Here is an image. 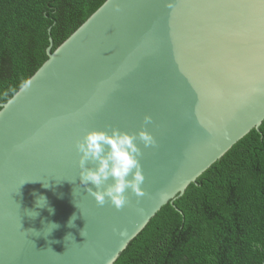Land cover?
<instances>
[{
    "label": "water",
    "instance_id": "water-1",
    "mask_svg": "<svg viewBox=\"0 0 264 264\" xmlns=\"http://www.w3.org/2000/svg\"><path fill=\"white\" fill-rule=\"evenodd\" d=\"M46 52L0 103V264H113L264 119V0H104ZM112 128L155 139L119 210L80 183L76 149Z\"/></svg>",
    "mask_w": 264,
    "mask_h": 264
},
{
    "label": "trees",
    "instance_id": "trees-1",
    "mask_svg": "<svg viewBox=\"0 0 264 264\" xmlns=\"http://www.w3.org/2000/svg\"><path fill=\"white\" fill-rule=\"evenodd\" d=\"M104 0H0V103ZM113 264H264V119L163 205Z\"/></svg>",
    "mask_w": 264,
    "mask_h": 264
},
{
    "label": "clouds",
    "instance_id": "clouds-1",
    "mask_svg": "<svg viewBox=\"0 0 264 264\" xmlns=\"http://www.w3.org/2000/svg\"><path fill=\"white\" fill-rule=\"evenodd\" d=\"M144 121L146 124L150 123L151 117L145 116ZM137 139L146 148L155 145L154 137L144 128L138 133H130L118 128H112L110 132L92 129L76 142V149L80 153V183L88 186L87 192L99 205L110 202L116 209H121L129 203L126 195L129 189L138 198L144 196L141 186L145 181L140 163L142 151L136 143ZM89 161L94 162L95 167H88ZM109 178L112 179L111 183H107ZM41 198L46 203V199ZM39 201L38 206H41ZM32 213L34 215L31 216L37 215L35 212ZM74 219L75 216L72 217V220ZM53 225L54 228L57 227Z\"/></svg>",
    "mask_w": 264,
    "mask_h": 264
}]
</instances>
